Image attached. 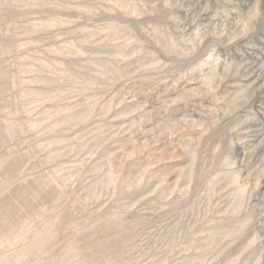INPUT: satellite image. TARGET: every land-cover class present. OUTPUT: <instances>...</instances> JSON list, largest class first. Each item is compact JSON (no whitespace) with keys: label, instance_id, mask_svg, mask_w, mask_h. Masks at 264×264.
<instances>
[{"label":"rangeland","instance_id":"1","mask_svg":"<svg viewBox=\"0 0 264 264\" xmlns=\"http://www.w3.org/2000/svg\"><path fill=\"white\" fill-rule=\"evenodd\" d=\"M0 264H264V0H0Z\"/></svg>","mask_w":264,"mask_h":264}]
</instances>
